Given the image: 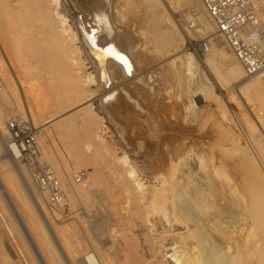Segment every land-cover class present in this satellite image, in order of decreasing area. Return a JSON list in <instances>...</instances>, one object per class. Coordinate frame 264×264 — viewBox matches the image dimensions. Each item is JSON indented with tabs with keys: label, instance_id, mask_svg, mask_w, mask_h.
Here are the masks:
<instances>
[{
	"label": "rangeland",
	"instance_id": "rangeland-1",
	"mask_svg": "<svg viewBox=\"0 0 264 264\" xmlns=\"http://www.w3.org/2000/svg\"><path fill=\"white\" fill-rule=\"evenodd\" d=\"M63 1L66 6L64 7L65 13L71 19L75 31H77L78 24L74 15H81L83 10L95 9V6L102 2V0L95 2L90 0ZM110 1L115 2L114 4L121 3L120 6L125 16V19L121 18V15L115 13L117 10L113 8L112 26L116 34L124 38V40L121 39L124 45L126 43L127 46H131L134 43L132 45L133 55L137 59L133 58V61H138L142 66L138 63V68L137 63L134 62L133 73L128 75L124 85H120L119 81L114 79L112 87L108 90L102 91L94 88L96 91L90 97L88 104L77 105L78 102L81 103L88 97L79 95L78 89L74 90L72 79L66 73L59 72L60 67L63 66L61 63L53 61V64L45 67L41 58L32 53L33 48L28 45L29 38L28 44L24 45L28 31L25 33L26 40L22 42L24 46L19 44L20 41H18L19 47L17 41L15 45L12 39L14 36L5 40V42L8 40L9 43H13L16 49L19 48L22 52L21 54L18 52V57L16 52L13 53L17 59L11 58L14 62H10L9 58L12 55L8 54L11 49L14 51L11 48L13 44H8L10 50L8 48L6 52L4 44H7L1 45L0 42L3 46V49L0 46L1 59L4 58V62L1 61L2 65L5 63V68H8L6 71L11 74L10 77L14 78L17 87V96L13 106L18 107L19 110L8 121L17 116H23L32 127L39 128L36 132L41 147V161L47 162L54 169L61 185L63 182L59 178L56 166L64 174H67V171L71 172L70 179L68 175L66 176L70 185H74V177L78 171L87 170L88 185L90 188L93 187L91 188L93 193L89 195L88 201L75 202L64 198L58 206L53 207L49 204L47 196L42 195L38 190L28 168L20 161V165L22 163L32 185L41 197L38 196L45 203L44 207L48 212V217L62 235L70 242L77 244L76 264H99V262L100 264H158L159 260L165 262L164 254L170 256L176 251L179 255H184L185 241L191 245L194 254L197 255L198 250L195 249L194 239L196 241L198 237L194 233H189L187 220L180 222L173 234L165 229L163 222L166 217L173 214L177 205L190 203L192 213L203 218L207 223H218L219 228L222 229L220 230L222 233L218 234L215 229L208 228L210 232L207 231L204 235L207 246L198 255L197 264H264V184L251 161V158L256 161L257 158L264 160V122L261 120L256 122L245 104L248 101L249 106L256 107V115H259L258 112H264L260 100L249 97L250 99L245 101L239 95L231 93L230 88L219 81L208 67L205 55L196 56L199 68L212 84V93L204 95L202 92L201 95L198 93L194 98L198 109L193 113H187L185 104L177 99L178 86L175 82L177 75L171 66L172 63L168 62V59H173L171 55L164 54L163 42L156 41L161 32H168L167 28L160 27L157 30L159 33L155 32L156 40H153L151 39L152 30L151 32L149 30L153 23H149L146 7L142 3L131 4L129 1L122 2L123 0H109L108 3ZM163 2L167 4L168 14L173 17L178 27L177 35L182 34L184 37L183 48L188 52L185 46L190 37V35L187 36V27L193 20V14L191 15L179 0H164ZM137 13L141 15L142 24L136 22L137 18L134 15ZM89 20L84 22L86 26L89 23L87 28L92 31L91 27L94 23ZM39 28L37 37L43 38V40L39 39L44 42L42 48L51 49L46 34H44L45 38ZM125 37L131 41L126 40ZM214 45L217 50H224L228 56L233 57L222 42L218 41ZM81 50L85 69L89 73H94L91 60L82 46ZM8 55L9 58H7ZM10 63H13L14 68ZM217 65L222 71L223 65L219 62ZM261 89L264 90V85ZM72 94H77V96L69 101L68 97ZM216 95L224 100L223 104L219 102ZM231 97L234 98L233 103H231ZM176 99L182 103L178 104ZM57 107L60 108L59 117L53 123L41 127L46 117L53 116V114L47 115V111L50 108L57 110ZM62 107L66 108L63 110ZM239 115L241 117L238 118ZM175 116L181 119L180 123L186 121L185 124L191 130L189 137L184 134L180 125L177 127ZM6 130L10 137L7 124ZM97 132L104 139L103 146L99 147L98 143L94 142H85L88 139L87 135L90 134L95 139ZM183 136L193 140V145H195L192 149V157H196L199 165L204 167L206 174L210 175L206 191L197 198L192 197L193 192L188 185V177L185 173V162L188 155H169V151L177 147L178 143L182 144L180 137L183 138ZM155 141L162 142L159 143L158 149ZM244 148L248 155L242 154ZM256 148L262 155H256ZM172 156L176 158L175 165L171 164ZM125 160L138 171L148 191L153 192L156 187H161L160 184L166 181L167 191L158 196L152 210L145 208L143 204L139 206L124 192ZM196 164L194 168L197 167ZM0 172H4V169ZM63 173L61 176L64 175ZM79 186L87 190L84 186ZM31 216L34 220L32 222L39 229L38 220L33 218V215ZM183 216L191 219L185 212ZM38 219L40 227L41 224L43 226L41 214L38 215ZM91 224L95 230L100 228L102 231H108L113 240H118L120 243L117 252H110L115 242L112 243L109 240L108 233H103V236L108 238L105 243L103 242L104 250L108 251L104 253L105 255L103 254L102 260L99 258V262L91 255L86 235ZM45 226L47 230H51L49 222L45 221ZM1 228H3L5 238L11 239L3 225ZM51 232L53 233L52 230ZM248 233H251L252 237L246 239L245 234ZM97 235L96 233L95 237L98 240ZM214 243L219 247L212 249ZM98 244H101L100 240ZM249 247L250 251H248ZM18 262L25 264L21 259ZM169 263L170 260H166L165 264ZM183 264L190 263L183 260Z\"/></svg>",
	"mask_w": 264,
	"mask_h": 264
},
{
	"label": "bare ground",
	"instance_id": "bare-ground-1",
	"mask_svg": "<svg viewBox=\"0 0 264 264\" xmlns=\"http://www.w3.org/2000/svg\"><path fill=\"white\" fill-rule=\"evenodd\" d=\"M90 1L95 2L97 0ZM125 1H129L131 4H136L140 2L146 7V15L150 19L149 23H153L149 29L150 32L152 30L151 35L153 37L151 39L156 40L155 32L160 29V27L163 26L164 28H167L168 32H161L160 37L157 38L156 41L163 42L164 54L171 55V58L173 59H168V62L170 61L169 63H172L171 66L174 68L177 75V78L175 79L176 85L178 86V92H176V95H178L177 99L181 100L183 102L182 103L180 101L182 104H185V111L187 113H193L194 110L198 109L194 98L197 97L198 93L199 95H201V92L203 93V95L205 93H212V84L206 74L201 71L202 69L199 68V63L196 56L192 52H187L183 48L185 39L182 34L180 36L177 35L179 30L175 21L173 20V17L168 14L169 11H167L166 9L167 4H164V0H123L122 2ZM179 1L186 6L187 10L191 13V15L193 14L192 21H196L199 27L198 31L188 30V37L190 35V37L203 40L205 38L211 37V35H214L216 33L215 26L205 13L203 6L199 0ZM108 2L109 0H102L100 4L96 6L94 5L96 7H94L95 9L92 8V10L90 11L82 9L83 12L81 15L76 16L75 14L74 17L76 18L78 24L76 28L77 31H75L71 24V19H69L67 14L65 13L64 7L66 6L63 0H0V42L2 43L0 44L3 45L4 43H6L7 45H10L13 43L15 44L17 41V45L19 47V44L23 45L22 42L24 41L26 34H28V37L26 36L27 40L25 39L26 41L24 45L28 44L29 38L28 45L33 48L31 49L32 53H34L35 56L41 58V62L45 65V67L46 65L50 66V64H53V61H58V63H61L63 66L60 67L61 69H59V72L66 73L69 78L72 79L74 90L78 89L79 95H87L88 97V99H84L81 103L78 102L77 105L88 104L90 101V97L93 96L96 90L104 91L110 89L113 85L114 79L118 80L120 85H124L126 78L129 74H132L134 70L135 60L133 61L134 50L132 46L134 43L131 44V46H127L126 43L124 45L122 41L124 40V38H121L116 34V31L112 26L111 22V19H113V8L117 10V12L115 11V13H118L119 15H121V18L125 19L124 11L122 12L123 9L120 6L121 3L118 2L119 5H117L118 3L114 4L115 2ZM91 4L92 3H90V5ZM134 17L137 18L136 22L142 24V18L140 14L137 13L134 15ZM89 18L91 19L89 20ZM85 20L93 21L92 23L94 24L91 27L92 31L87 28L89 23L86 26V23L84 22ZM38 28L42 30L44 37V34H46L51 49L42 48V43L44 42L39 41L40 38L37 37L39 36V32L37 31ZM27 31L28 33H26ZM42 33H40L41 37H43ZM157 33L159 32L157 31ZM10 36H14V38H12L14 42L9 43L8 40L5 42V40L8 39ZM127 38L126 40L128 41L131 39L130 36V39ZM11 40L9 41L12 42ZM40 40H43V38ZM18 41H20L19 44ZM7 45L4 44V50L6 52H8L7 49L9 48V45ZM13 45H11V48H13L14 51H12V49L10 51L12 52V54L8 52L9 55H12L11 57L9 55L7 56V58L10 57L9 60L15 57V54H13L15 52L16 56H19V48L16 49V44L14 46ZM21 45L20 47L24 46ZM81 46L84 48L86 54L91 60V63L94 68V73H89L85 69L86 66L81 57ZM1 48L3 49V46H1ZM21 53L22 52H20V54ZM1 56L2 55L0 53V170L4 169V172H0V264H19L18 261L20 259L23 260L25 264H76V260L78 257L77 244L70 242V240H68L64 235H62L61 232L58 231V229L55 227L54 223L48 217V212H46L47 210L44 207L45 203L41 201V196L38 194V192H36L29 176L27 175L24 167L22 166V163L20 165L21 160L19 159V152L12 145L10 137L6 130V124L8 123V119H10L13 114L19 109L18 107L13 106L17 96V87L14 82L15 80H13L14 78L10 77L11 74H8L9 72L6 71L8 70V68H5V63L3 64V67L2 63L4 62V58L1 59ZM2 60L3 62H1ZM15 60H17L16 57ZM11 61L14 62V59H11L10 62ZM205 62L208 67L211 68L217 79L226 84L228 88H230L231 93L233 92L237 94V96L239 95L241 99L245 101L249 97H254L255 99L258 98L257 100H260L262 110L264 111V90L261 89V86L264 85V71L257 76L247 77L242 66L239 64L236 58L234 56H228V54L224 50H217L215 45H212L209 53L205 55ZM218 62L223 65L222 71L218 68ZM136 63L139 68L140 63L138 61L135 62V64ZM10 64L12 67L13 63ZM140 66L142 65L140 64ZM76 96L77 94H72L68 97V100H74ZM216 96L219 102L223 104L224 100L220 96ZM179 100L177 101L179 102ZM230 100L231 103H233L232 101L234 100V98L231 97ZM180 102L178 104H180ZM245 104L248 106V108L253 109V116L255 117L254 119L256 120V122H258V120L264 122V112H258L259 115H256V107L249 106L248 101H246ZM65 108L62 107L63 110ZM68 108L69 107H67V109ZM58 109L57 110L59 112L60 108ZM57 110H53L50 108L47 111V115L53 114V116H48L49 118L46 117L45 122L41 127H45L53 123L59 117L58 115L61 113L56 112ZM177 116H175V119L177 121V127L180 125L182 127L181 130L186 136L189 137V132L191 130H189V128L185 124L186 121L182 120L183 123H180L181 119ZM190 116H192V114ZM260 116L262 117L259 118ZM237 117L239 118L241 117V115ZM168 122L169 121H167V123ZM92 132L95 133L93 130ZM185 137L183 136L184 139L180 137L182 144H178L181 145V147L179 145V147H174L172 150L169 151V155H188L185 162V173L188 177V185L193 192L192 197L197 198L198 195H202L204 191H206V188L208 186L207 182L210 179V175L208 173L206 174L204 167L199 165V162L196 157H192V149H194L193 146L195 144L193 145L192 139ZM87 138L88 141L85 140V142L87 143H98L97 145H99V147L100 145L103 146L104 144V139L98 134V132L96 134L95 139H93L90 134L87 135ZM160 142L155 141L157 149L160 145ZM242 154L248 155L246 148H244ZM256 155H262L258 148H256ZM172 157L173 159L171 160V164L175 165L177 163L176 158L174 156ZM251 161L255 171H257V173L259 174L261 182L264 184V160L261 158H257L256 161L251 158ZM194 162L195 164H198H196L197 167L195 168V164H193ZM124 163V192H126L127 196L133 199L139 206L143 204L145 208L152 210L154 208L155 201L158 196L160 194L166 193L167 191V184L165 183L166 181L162 182V185L160 184L161 187H156L153 192L148 191L146 184L139 177V173L135 169V167L129 164L127 160H125ZM56 170L58 171V175H60L59 178H61L63 182L62 188L66 200H72L75 202L89 200V195H92L93 193L92 186L91 189L87 184L84 187L87 188V190L85 191L83 190V187L81 188L79 185H76L75 182L74 185H70V183L67 181H69L70 177L72 176L71 172H68L67 169V174L65 173V175L62 171H60V169H58L57 166ZM61 173H63L65 176H61ZM67 175L69 176L68 180H66ZM184 212L189 215L188 217H190L191 219L184 218ZM40 214L43 217V226L41 224V227L39 222L40 220L38 219V215ZM31 215H33V218L38 220L39 229H37L34 222H32L34 220L32 219ZM186 220L188 221L187 225L189 227V233L196 234L199 239H197L196 241L194 239V242L196 244L195 249L198 250V253H196L197 255H195L193 249L191 248V245L187 241H185V248L183 252L184 255H179V253L176 251L170 256L164 254V258L166 257L164 261L166 262V260H170L169 264H183V260H187L190 264H197L198 255L200 254V252L204 251L207 246L204 235L205 233H207L208 228L215 229L218 234L220 233V230H222L221 228H219L220 225L218 223H207V221H205L203 218L197 217V215L192 213V206L190 203H187L182 206L177 205L174 209L173 214L166 217L163 222L165 223V229H167L169 233L173 234L176 228L178 227L179 223ZM45 221L49 222L53 233L51 232V230H47L45 226ZM2 225L12 240H8L5 238L6 236L2 231L3 228H1ZM96 233L98 234V240H100L101 244H98V240L95 237ZM103 233H108V231H102L100 230V228L95 230L92 224L90 225L89 230L86 231L90 250L92 252L91 255L95 259H97L98 262L99 258H101L102 260L103 256L105 255L104 253L108 251L104 250L105 246L103 242L105 243V240H108V238L107 236H103ZM231 234L233 233L231 232ZM245 237L246 239H249L252 237V234H245ZM95 239L97 241H95ZM109 240L112 243L115 242L114 248L109 251L117 252L119 250L118 248H120L119 241L115 239L113 240V237L111 236L109 237ZM214 244L215 245L212 246V249H216L217 247H219L218 244ZM248 251H250V247ZM165 262L159 260L158 264H165ZM20 264H22V262Z\"/></svg>",
	"mask_w": 264,
	"mask_h": 264
},
{
	"label": "built area",
	"instance_id": "built-area-1",
	"mask_svg": "<svg viewBox=\"0 0 264 264\" xmlns=\"http://www.w3.org/2000/svg\"><path fill=\"white\" fill-rule=\"evenodd\" d=\"M216 28L214 36L203 40L190 39L185 46L195 56H204L216 42H222L242 66L247 77L264 71V0H199ZM189 31H198L196 21L188 24ZM251 115L253 109L248 108ZM256 110V109H255ZM254 117V116H253ZM10 141L19 152V159L28 168L38 190L48 197L50 205L58 206L65 198L54 169L41 161V147L36 129L22 116L7 123ZM89 173L80 170L74 181L88 184Z\"/></svg>",
	"mask_w": 264,
	"mask_h": 264
},
{
	"label": "water",
	"instance_id": "water-1",
	"mask_svg": "<svg viewBox=\"0 0 264 264\" xmlns=\"http://www.w3.org/2000/svg\"><path fill=\"white\" fill-rule=\"evenodd\" d=\"M91 52V51H90Z\"/></svg>",
	"mask_w": 264,
	"mask_h": 264
}]
</instances>
